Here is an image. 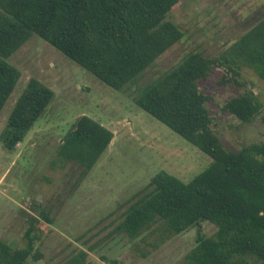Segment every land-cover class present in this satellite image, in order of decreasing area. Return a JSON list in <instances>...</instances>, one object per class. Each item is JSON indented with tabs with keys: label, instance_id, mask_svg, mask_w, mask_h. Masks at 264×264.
<instances>
[{
	"label": "trees",
	"instance_id": "16d2710c",
	"mask_svg": "<svg viewBox=\"0 0 264 264\" xmlns=\"http://www.w3.org/2000/svg\"><path fill=\"white\" fill-rule=\"evenodd\" d=\"M177 1L0 0V111L20 77V71L6 59L32 34L104 84L121 90L183 37L180 27L166 19ZM216 66L232 74L247 67L264 81V9L221 55L211 58L190 51L133 97L138 108L200 149L210 161L185 181L163 169L155 172L131 195L111 234L143 241L154 232L160 238L196 227L195 244L183 264H264V143H249L233 151L214 132L205 106L208 96L198 82ZM53 96L52 89L38 79L28 80L0 131L5 150L16 149ZM222 110L241 122L258 117L264 129V105L251 90L229 98ZM112 137L110 129L79 115L61 138L57 159L77 164L81 175H86ZM30 215L24 246L0 238V264L38 259L39 228L33 222L51 223L52 219L43 209ZM202 222L215 226L212 236L201 231ZM84 245L64 264H87L93 247ZM105 264H117V260Z\"/></svg>",
	"mask_w": 264,
	"mask_h": 264
},
{
	"label": "rangeland",
	"instance_id": "374dc122",
	"mask_svg": "<svg viewBox=\"0 0 264 264\" xmlns=\"http://www.w3.org/2000/svg\"><path fill=\"white\" fill-rule=\"evenodd\" d=\"M264 0H179L166 19L183 31V37L163 52L134 83L115 90L101 82L36 34L6 60L20 77L0 111V131L17 97L31 77L54 92L53 99L34 122L16 149L8 152L0 143V238L15 246L25 244L30 214L48 212L52 222L40 219L35 241L39 257L27 264H64L81 244L88 251L87 264H183L195 244L196 227L158 238L130 240L111 234L129 203L159 170L182 180L206 168L209 158L133 102L147 83L175 67L190 51L217 57L249 27L253 6ZM264 8H262L263 10ZM261 10V11H262ZM199 88L208 96L205 106L212 128L222 144L233 151L253 142L264 143L258 117L241 122L222 110L231 97L251 90L264 105V81L251 69L232 74L216 66ZM79 115H86L113 132L100 158L81 175L75 163H61L57 147ZM215 226L201 223L212 236ZM151 247V244H155Z\"/></svg>",
	"mask_w": 264,
	"mask_h": 264
},
{
	"label": "flooded vegetation",
	"instance_id": "af4514ba",
	"mask_svg": "<svg viewBox=\"0 0 264 264\" xmlns=\"http://www.w3.org/2000/svg\"><path fill=\"white\" fill-rule=\"evenodd\" d=\"M262 8H264V4H262L261 6H253V7H251L250 11L247 10L246 13H248V15H250L252 13L250 15L252 20H249L250 24L255 21L256 17L260 14Z\"/></svg>",
	"mask_w": 264,
	"mask_h": 264
}]
</instances>
